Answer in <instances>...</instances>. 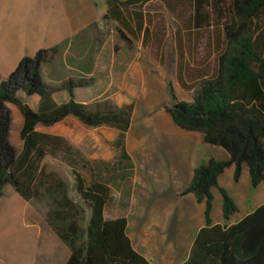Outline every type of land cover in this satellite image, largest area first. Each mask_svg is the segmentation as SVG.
Returning a JSON list of instances; mask_svg holds the SVG:
<instances>
[{
  "label": "trees",
  "instance_id": "1",
  "mask_svg": "<svg viewBox=\"0 0 264 264\" xmlns=\"http://www.w3.org/2000/svg\"><path fill=\"white\" fill-rule=\"evenodd\" d=\"M149 1L106 0L104 17L114 20L125 42H144L150 30L142 7ZM159 1L172 13L178 8L187 10L183 29L193 31L214 25V68L211 72L200 71L191 83L183 78L181 29H177L176 78L181 88L190 92L191 101L175 102L165 111L174 126L200 133L204 144L228 154L227 160L210 158L195 167L181 192L204 205L203 226L196 232L182 264H264V204L229 226L213 224L211 219L213 188L221 197L225 222L237 211L233 198L218 185L225 169L233 167L235 182L245 168L252 188L264 184V0ZM58 48L38 50L31 57L21 58L0 82V196L5 186H11L23 201L43 205L46 224L69 251L64 264H150L133 248L126 218L105 217L109 186L96 176L87 180L81 173L92 172L91 163L62 136L37 130L38 126L51 127L69 116L86 127L115 129L119 162L128 169L124 140L133 103H83L74 98V90L81 85L48 87L41 77L42 65L48 62L47 54ZM7 104L15 106L22 118L19 152L10 142L12 117ZM46 158L58 159L69 168L75 199L58 174L46 169ZM97 162L103 167L109 165Z\"/></svg>",
  "mask_w": 264,
  "mask_h": 264
},
{
  "label": "rangeland",
  "instance_id": "2",
  "mask_svg": "<svg viewBox=\"0 0 264 264\" xmlns=\"http://www.w3.org/2000/svg\"><path fill=\"white\" fill-rule=\"evenodd\" d=\"M63 1L65 6L60 0H0V82L21 58L47 50L49 44L66 35V17L74 8L70 0ZM142 12L150 30L146 41L132 39L127 43L120 37L117 24L101 19L97 26L102 30L80 33L82 37L94 36L90 44L83 40L75 47L74 41L69 46L59 45L55 53L49 52L41 77L52 89L70 83L81 85L78 100H109L118 106L133 103L124 140L128 169L119 162L114 144L117 130L90 128L80 122L78 126L62 122L51 130L57 135L65 133L68 139L62 137L91 163L92 172L81 170L87 180L96 176L109 186L104 215L108 219L126 218L133 248L150 264H179L188 256L194 236L203 225L204 209L193 196L181 192L195 167L210 158L227 160L228 154L204 144L200 134L174 126L165 111L175 102L191 101L190 92L181 88L176 78V31L181 29L183 78L191 83L200 71L211 72L214 68V25L193 31L183 29L187 10L178 8L172 13L159 0L149 1ZM7 107L15 108L11 104ZM9 138L19 152V122L15 119ZM97 161L109 165L103 167ZM44 164L67 184L75 199L69 168L58 159L46 158ZM218 185L237 206L230 223L264 204V184L252 188L245 168L238 182L233 180V167L225 169ZM212 195V221L228 224L221 215L218 190L213 188ZM44 213L43 205L25 202L11 186L4 187L0 196V264H64L69 251L46 224Z\"/></svg>",
  "mask_w": 264,
  "mask_h": 264
},
{
  "label": "crops",
  "instance_id": "3",
  "mask_svg": "<svg viewBox=\"0 0 264 264\" xmlns=\"http://www.w3.org/2000/svg\"><path fill=\"white\" fill-rule=\"evenodd\" d=\"M61 5L65 6V1L60 0ZM72 2L73 8L71 11L72 13H70V16L68 15L66 18V26H65V34L61 39H57L56 41H54V43L49 44V46L47 47L48 49L53 48L55 46H59L62 45V43L64 41H66L64 44H67L68 46L72 44V42L77 41L76 44L73 43V46H77L79 42L83 41V40H87L89 42V44L91 43L92 40H94V36L92 35H88V36H81L80 33L83 30L88 31L89 29L94 31V33L98 30H102L100 29V27H98L97 25L99 24V21L102 19L104 21H112L114 22V20L111 19H107L104 17L106 11H107V5H106V0H70ZM70 11V12H71ZM74 11V12H73ZM115 23V22H114ZM116 24V23H115ZM93 27V28H92ZM96 37V35H95ZM80 44V43H79ZM44 65V64H43ZM42 65V66H43ZM136 68V65L133 66V69ZM12 71V70H11ZM10 71V72H11ZM9 72V73H10ZM82 88H76L74 90V98L76 101L79 102H83V103H89L92 102L93 100L90 101H83V100H78V96L81 93ZM63 100L67 99V96L65 94L61 95ZM36 99L34 101H32L33 103H35ZM33 103H31L30 105L33 106ZM15 107V106H14ZM10 112H11V117H12V121L15 119L17 120V122H19V129L21 127L22 124V118L21 115L19 113V111L17 110V108H13L10 107ZM171 120V119H170ZM67 122V123H72L75 126L79 125V121L74 118V117H67L65 118L63 121L59 122ZM57 123V124H59ZM172 123V122H171ZM173 124V123H172ZM56 125V124H55ZM54 126V125H53ZM42 127L43 129L40 130V132H44V133H49V134H55L57 135V133L53 132L51 130V128L53 127ZM41 126L37 127L38 128ZM39 131V130H38ZM11 133V131H10ZM196 133V132H193ZM200 134V133H198ZM59 135L65 137L66 139H68L67 135L65 133H60ZM201 135V134H200ZM200 137V136H199ZM201 140H202V136H201ZM21 141V140H20ZM74 144V146H77L76 143L72 142ZM21 149V147H20ZM231 168V167H229ZM193 173V171H192ZM192 177V176H191ZM191 180V178H190ZM190 182V181H189ZM188 182V183H189ZM188 185V184H187ZM186 185V186H187ZM261 185V184H260ZM185 186V187H186ZM212 192V190H211ZM191 195V194H190ZM192 196V195H191ZM213 196V195H212ZM105 212V210H104ZM212 219V218H211ZM213 222V221H212ZM213 224H221L224 225L225 223H221L219 220L216 222H213ZM233 223H229L227 224L228 226L231 225ZM203 226V225H202ZM201 226V227H202ZM130 239V238H129ZM131 241V240H130ZM191 247V246H190ZM190 250V249H189ZM187 256L185 258H183V260L179 263L182 264L185 260H186Z\"/></svg>",
  "mask_w": 264,
  "mask_h": 264
}]
</instances>
